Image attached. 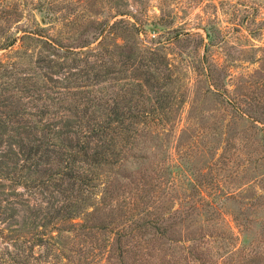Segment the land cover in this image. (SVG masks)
I'll return each instance as SVG.
<instances>
[{
    "label": "trees",
    "instance_id": "1",
    "mask_svg": "<svg viewBox=\"0 0 264 264\" xmlns=\"http://www.w3.org/2000/svg\"><path fill=\"white\" fill-rule=\"evenodd\" d=\"M29 1L0 0V19L19 21L26 11L34 21L0 39V264H53L49 253L132 264L137 236L165 234L167 217L151 216L152 199L176 174L162 164L152 177L148 157L133 150L168 130L186 102L174 86L182 77L160 68L169 66L171 44L187 65L194 61L189 36L172 26L173 7L150 17L126 8L128 0ZM203 30L207 51L221 35L213 25ZM193 67L211 82L205 57Z\"/></svg>",
    "mask_w": 264,
    "mask_h": 264
},
{
    "label": "rangeland",
    "instance_id": "2",
    "mask_svg": "<svg viewBox=\"0 0 264 264\" xmlns=\"http://www.w3.org/2000/svg\"><path fill=\"white\" fill-rule=\"evenodd\" d=\"M130 6L144 8L150 17L159 13V6L173 7L172 26L188 34L186 42L194 56L189 58L194 61L187 65L180 48L171 44L166 49L169 69L159 67L163 76L182 77L174 86H181L186 102L179 113H173L174 124L168 130L143 140L133 152L148 157L143 162L152 177L153 169L162 164L176 174L168 181L167 192L152 199L151 216L167 217L165 234L152 229L142 238L137 236L140 259L131 255L127 261L264 264V0H128L126 8ZM31 12L37 19L42 14ZM33 22L26 11L19 21L0 19V39L19 37L20 29L33 28ZM209 25L218 29L221 38L204 51L201 36ZM150 37L142 34L145 42ZM6 52L0 50V57ZM202 57L212 64L210 80L217 88L205 73L195 72L193 65ZM209 85L223 98L212 94ZM67 240L73 249L79 242ZM42 255L45 260L46 253ZM71 256L66 261L49 253L47 260L86 264V258H93L83 253Z\"/></svg>",
    "mask_w": 264,
    "mask_h": 264
}]
</instances>
